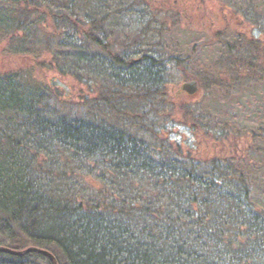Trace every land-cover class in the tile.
<instances>
[{"label": "trees", "instance_id": "16d2710c", "mask_svg": "<svg viewBox=\"0 0 264 264\" xmlns=\"http://www.w3.org/2000/svg\"><path fill=\"white\" fill-rule=\"evenodd\" d=\"M113 23L130 30L118 54L103 42ZM43 24L80 32L101 51L94 61L71 54L67 62L95 64L98 102L115 120L58 115L18 74L0 75V246L36 247L58 264H264V210L240 157L217 154L234 142L211 135L202 115L169 92L173 63L155 44L166 25L160 10L145 0H0L9 54H37ZM243 44L250 56L232 48L212 87L264 77V41ZM176 116L200 146L219 148L214 158L163 137ZM0 264L53 263L39 252L0 251Z\"/></svg>", "mask_w": 264, "mask_h": 264}, {"label": "rangeland", "instance_id": "374dc122", "mask_svg": "<svg viewBox=\"0 0 264 264\" xmlns=\"http://www.w3.org/2000/svg\"><path fill=\"white\" fill-rule=\"evenodd\" d=\"M155 1L160 6L167 2L172 7L177 2L178 10L184 9L180 11L182 15L178 14L181 16L178 22L168 20L173 13L160 11L166 25L161 38L155 41L160 53L168 58L165 60L173 63L168 69L171 96L199 112L211 135L225 134L234 142L225 153L219 150L217 154L240 157L236 159L237 167L249 180L255 205L264 210V77L240 76L239 80L229 79L220 87H212L210 83L232 48L241 49L235 50V55L250 56L248 45L243 44L245 37L264 41V0H150V3L156 6ZM78 9L84 10L81 6ZM42 26L37 54L33 56L9 54L6 42H0V75L18 74L21 84L43 94L58 115L74 119L102 118V115L115 120L98 102L102 77L97 75L95 64H68L74 58L71 54L94 61L101 51L95 46L86 47L80 32ZM125 29V24L119 29L108 27V36L103 37L104 44L115 54L122 53L119 45L130 36V30ZM70 68L77 71L79 78L71 74ZM190 77L201 78L206 85L204 90L200 82L201 90L196 96L179 93ZM170 120L164 138L178 142L185 152L192 147L194 153L199 151L200 157H215L219 148L200 146V139L181 117Z\"/></svg>", "mask_w": 264, "mask_h": 264}, {"label": "water", "instance_id": "95a60500", "mask_svg": "<svg viewBox=\"0 0 264 264\" xmlns=\"http://www.w3.org/2000/svg\"><path fill=\"white\" fill-rule=\"evenodd\" d=\"M200 90H201L200 82L197 80H190V81H187L181 85L179 93H186L190 96H196L199 94ZM0 251L7 252L11 255H24V254H28L31 252H39V253H43L45 256H47L53 264H58L57 259L55 258V256L52 253L41 250V249L36 248V247H30L24 251H17V250H12L10 248L0 246Z\"/></svg>", "mask_w": 264, "mask_h": 264}, {"label": "flooded vegetation", "instance_id": "af4514ba", "mask_svg": "<svg viewBox=\"0 0 264 264\" xmlns=\"http://www.w3.org/2000/svg\"><path fill=\"white\" fill-rule=\"evenodd\" d=\"M149 3H150V0H149ZM167 2H164V4L163 5H161L160 6V3H157V1H155L153 4H156V6H153L151 3V6L154 8V9H157V10H160V11H162V12H164V13H166V12H171V13H177V14H181L180 13V11L182 12V11H184V9L182 10V9H180V10H178L179 8H178V6H177V2H175L174 3V6L172 7V6H170V4H166ZM182 15V14H181ZM184 16H185V14H183ZM186 94V93H185Z\"/></svg>", "mask_w": 264, "mask_h": 264}]
</instances>
